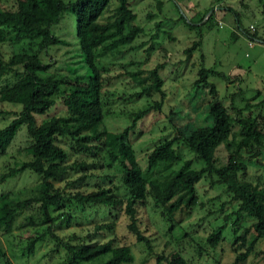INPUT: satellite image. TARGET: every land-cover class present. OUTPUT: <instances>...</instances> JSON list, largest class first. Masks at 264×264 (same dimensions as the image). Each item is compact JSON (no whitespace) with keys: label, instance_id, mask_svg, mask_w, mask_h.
<instances>
[{"label":"rangeland","instance_id":"374dc122","mask_svg":"<svg viewBox=\"0 0 264 264\" xmlns=\"http://www.w3.org/2000/svg\"><path fill=\"white\" fill-rule=\"evenodd\" d=\"M64 3L72 0H61ZM157 0H129L136 15V22L141 27V32L129 44L115 47L95 59V64L100 70L99 90L101 102L106 103L103 109L107 114L102 118V125L108 132H118L130 124L132 114L142 104L150 99H157V94L150 89L153 77L150 70L161 63L162 67L157 72L163 80L161 89L164 98L159 112L145 117L135 123L128 137L135 159L141 169L145 167V157L151 147L162 139H169L176 133H187L193 128L208 125L207 105L211 101L208 87L200 83L195 84L197 70L200 67L209 69L212 73L206 77V82L215 89L214 98L227 110L230 119L234 116L232 107H241L248 101L247 112L256 115L259 127L264 126V15L260 12V1L247 0L245 13L239 18L240 27L247 29L252 24L257 29L259 39L251 48L246 46V39L240 35V28L234 23L233 14L227 12L228 7L241 15L238 0H158L162 6L159 11L155 5ZM15 0H0L1 9H12ZM113 4L108 6L106 14L111 13ZM243 9V8H242ZM213 10L212 25L207 27L203 23V14ZM244 10V9H243ZM206 14V16H207ZM105 15V14H104ZM219 19V25L215 22ZM52 35L64 44H55L48 47L45 52L39 51L36 40H22L17 43L0 42V60L6 61L11 55L18 53H36L37 58L46 65V71L41 75L52 74L55 78L64 77L72 79L76 75H83L85 67L80 62L75 36V19L71 12H63L58 23L50 28ZM169 33L170 37H167ZM234 36L232 37V34ZM199 44L186 58L183 50L193 42ZM150 50L145 51V49ZM116 49H118L116 51ZM119 52V53H118ZM130 63V64H129ZM15 66L11 71L4 72L0 77V87L5 83L14 81L13 71H19ZM141 70L135 78L124 75L125 72ZM76 74V75H75ZM81 78H78L80 80ZM82 80V79H81ZM27 78H20L17 85H24ZM133 82L145 88L151 95L138 100H127L130 93L136 91L128 84ZM139 87V88H140ZM133 90V91H132ZM19 110L18 105L0 102V127L12 118ZM260 113V114H259ZM64 108L59 97L54 98L53 106L47 113L35 116V121L47 116H61ZM234 125V123H233ZM264 129V127H263ZM237 129L232 128L231 135L236 137ZM229 139V138H228ZM65 150L67 144L59 139ZM230 141V140H229ZM28 139L24 128H20L6 149L0 153V173L8 168L18 165L28 159L25 149ZM225 144H220L214 150L216 166H221L226 160ZM181 153L182 159H192L193 155L182 148L180 142L173 145ZM66 165L85 163L86 169L78 166L76 169L66 171L65 178L55 185L63 193L62 205L50 209L48 214L52 233L60 239L69 237L75 242L100 243L108 239L115 245H127L133 256L132 264H153L155 255L177 252L188 264H230L234 253L230 246L233 240L244 227L250 226V220L242 217L233 224L234 216H230L224 223L222 235L213 248L204 246V237L215 227L222 224L223 217L236 209V203L230 202L223 188L213 182L214 178L204 176L195 184L196 202L187 212L180 211L174 215L173 227L168 228V221L160 218L159 214L151 209V202L145 199L143 204L136 206V225L149 243L146 249L126 229L127 217L119 210L110 213L104 220H92L95 216L88 209L89 215L80 212L69 195L75 190L88 192L95 189V184L110 187L117 184V174L114 166H107L101 161L98 143L91 142L88 152L72 150L67 157ZM256 164H247L246 171L240 177L252 182H264V155H259ZM179 165V164H178ZM174 166L175 170L177 166ZM201 162L193 161L191 168L198 169ZM83 177L79 183L71 184L77 178ZM111 180L110 185L108 181ZM37 178L29 171H23L11 178L0 180V194L11 199H22L33 195ZM101 207L96 208V219L102 215ZM92 214V215H91ZM38 213L23 211L11 222L9 227L0 228V249L7 264H57L63 258L61 249H53V240L44 235L33 243L29 250L28 241L41 233L47 226L41 225ZM91 215V216H90ZM32 217L35 225L21 227L26 217ZM113 222L112 230H93L101 223ZM60 223V224H58ZM54 224V227H53ZM235 230L233 231V229ZM249 231L246 238L251 237ZM239 251H242L239 249ZM242 264H264V242L257 244L254 254L246 257Z\"/></svg>","mask_w":264,"mask_h":264},{"label":"trees","instance_id":"16d2710c","mask_svg":"<svg viewBox=\"0 0 264 264\" xmlns=\"http://www.w3.org/2000/svg\"><path fill=\"white\" fill-rule=\"evenodd\" d=\"M247 0H238L241 15L228 7L227 12L233 14L236 27L240 28V35L256 42L257 29L253 30L240 27L239 18L244 14ZM260 1V12L264 15V0ZM113 4L111 13L106 14V9ZM157 11L160 10L161 1L151 3ZM63 12H71L75 19V36L80 62L85 67L83 75H76L71 80L64 77L55 78L52 74L42 76L46 65L35 55L36 53H18L11 55L6 61L0 60V77L4 72L11 71L12 67H20L13 71L14 81L5 83L0 87V102L19 106L6 124L0 127V153L9 145L10 141L20 128H24L28 139L25 153L28 159L18 165L10 167L6 172L0 173V180L11 178L16 174L29 171L37 178L33 195L22 199H11L0 194V228L9 227L11 222L23 211L38 213L39 223L47 226L38 235L28 241L27 250L34 242L48 235L53 242V249H61L63 258L57 264H132L133 256L127 245H115L112 239L100 243L75 242L71 237L60 239L52 233L48 214L50 209L62 205L63 193L55 183L65 178L66 171L70 172L78 166L86 169L85 163L66 165L69 153L74 150L88 152L91 142L98 143L99 157L109 168L114 166L117 174V184L110 187L96 185L95 189L88 192L75 190L69 195L80 212L89 215L92 210L95 219L104 220L113 210L121 211L127 217L126 229L136 242H140L146 249L149 243L141 234L135 219V208L143 204L145 199L151 202V209L158 213L160 218L168 221V228L173 227L174 215L180 211H188L196 202L195 184L204 176L213 177V182L221 188L230 202L236 203V209L223 217L222 224L213 228L204 237V246L213 248L221 238L224 223L230 216H234L233 224L237 228V221L242 217L250 220V226L241 229L230 246L234 253L230 264H242L246 257L255 253L257 244L264 242V182H252L243 179L240 175L246 171L247 164H256L259 155H264V126L259 127L256 115H250L248 101L241 107H232L234 116L230 119L225 107L214 98L215 89L206 82L211 70L200 67L197 70L195 84L200 83L208 87L211 101L207 105L208 125L193 128L187 133H176L169 139H162L154 144L145 157V167L141 169L137 163L129 133L137 121L146 116L159 112L164 92L161 89L163 80L157 72L162 67L157 63L150 70L153 84L150 85L157 99L148 102L132 114L130 124L118 132H108L102 125V118L107 114L103 109L106 103L101 102L99 90L100 70L95 64V59L105 56L115 47H121L132 42L136 34L141 32V27L136 22V15L129 0H72L64 3L61 0H15L12 9L0 8V42L17 43L22 40H36L39 51L45 52L48 47L55 44H64L51 33V26L58 23ZM203 14L201 20L212 25V13ZM105 14V15H104ZM216 23V22H215ZM232 37H233V33ZM170 37L169 33L166 35ZM172 39V37H170ZM260 42H264L263 39ZM199 44L193 42L182 52L187 58ZM118 49H116L117 51ZM150 50L145 49V51ZM119 53V52H118ZM130 64V63H129ZM138 71H128L124 75L134 78L140 74ZM20 78H27L24 85H17ZM78 78H81L78 80ZM131 88H136L127 97L129 100H138L151 95L145 88L138 87L137 82L128 83ZM59 97L64 108L61 116H47L38 123L35 116H41L53 106L54 98ZM264 103V99L258 106ZM1 113V112H0ZM260 114V113H259ZM234 123V125H233ZM237 129L236 137L231 135L232 128ZM66 142L65 150L59 145V139ZM229 138V139H228ZM230 140V141H229ZM180 142L192 155V159H182L181 153L173 145ZM220 144H225L227 156L221 166L215 165L214 150ZM201 162L198 169L191 168L193 161ZM179 164V165H178ZM177 166L174 170L173 167ZM70 170V171H69ZM83 177L71 181L79 183ZM111 180L108 181L110 185ZM101 207L102 215L96 219V208ZM91 214V215H92ZM90 215V216H91ZM60 224V223H58ZM35 225L32 217L24 219L21 227ZM113 222L101 223L93 230L111 231ZM54 227V224H53ZM233 229V231L235 230ZM249 231L251 237L246 238ZM242 250V251H239ZM5 258L0 249V260ZM3 264H7L3 261ZM153 264H188L177 252L155 255Z\"/></svg>","mask_w":264,"mask_h":264},{"label":"built area","instance_id":"2783aa9c","mask_svg":"<svg viewBox=\"0 0 264 264\" xmlns=\"http://www.w3.org/2000/svg\"><path fill=\"white\" fill-rule=\"evenodd\" d=\"M216 24H218L219 25V21H216ZM249 29L250 30H253V25L251 24V25H249ZM253 41L252 40H250V39H248L247 38V40H246V46L248 47V48H250L252 45H253Z\"/></svg>","mask_w":264,"mask_h":264},{"label":"crops","instance_id":"0c3cea01","mask_svg":"<svg viewBox=\"0 0 264 264\" xmlns=\"http://www.w3.org/2000/svg\"><path fill=\"white\" fill-rule=\"evenodd\" d=\"M219 21V19H217ZM234 36V35H233ZM251 48V47H250Z\"/></svg>","mask_w":264,"mask_h":264}]
</instances>
